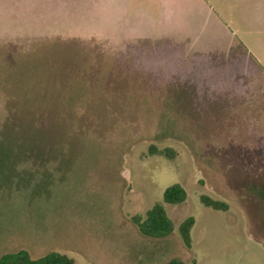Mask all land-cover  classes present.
I'll list each match as a JSON object with an SVG mask.
<instances>
[{
    "label": "rangeland",
    "instance_id": "obj_1",
    "mask_svg": "<svg viewBox=\"0 0 264 264\" xmlns=\"http://www.w3.org/2000/svg\"><path fill=\"white\" fill-rule=\"evenodd\" d=\"M189 3L168 21L162 0H0V257L264 264V167L243 162L264 158V0L230 5L228 38ZM156 203L164 239L131 222Z\"/></svg>",
    "mask_w": 264,
    "mask_h": 264
},
{
    "label": "trees",
    "instance_id": "obj_2",
    "mask_svg": "<svg viewBox=\"0 0 264 264\" xmlns=\"http://www.w3.org/2000/svg\"><path fill=\"white\" fill-rule=\"evenodd\" d=\"M148 154L150 156H162L168 160L174 158V154L170 149L156 150L153 146L148 148ZM185 200L186 193L180 185H172L163 192V204L179 205L185 202ZM200 202L206 208L227 211L225 203L213 200L207 196H201ZM131 222L135 225L139 234L148 239H164L169 237L173 232V224L167 217L163 205L160 203L154 204L144 216H133ZM193 225L194 220L188 217L178 226L179 236L186 248H190V230ZM0 264H74V261L66 255L57 252H49L40 258L32 259L26 251L19 250L3 254L0 257ZM168 264H183V262L179 259H173Z\"/></svg>",
    "mask_w": 264,
    "mask_h": 264
},
{
    "label": "crops",
    "instance_id": "obj_3",
    "mask_svg": "<svg viewBox=\"0 0 264 264\" xmlns=\"http://www.w3.org/2000/svg\"><path fill=\"white\" fill-rule=\"evenodd\" d=\"M253 1L254 4L252 5L251 10H255V11H259L262 7V4H260V0H214V4L212 5H208L207 1L205 0H162L163 3V9L164 12L168 18V21L171 20L172 18L175 19V17L177 16H183L185 15L186 10L188 9V6L190 5L189 2H192L194 5H196V9L197 11L205 16L211 23L212 25L215 27V29L224 37L228 38L229 36H231L233 33H231V17L232 15L229 14V10H230V5L232 4H237L239 5V3L241 2H250ZM163 12V13H164ZM146 38H149V36H145ZM157 37H161V39L164 38H173V39H177V40H188L190 42V37H186L185 35H162V36H157ZM158 39V38H157ZM192 45V44H191ZM188 46V45H187ZM190 47L180 49L178 51V53L183 54L184 58L186 59L188 56H191L192 58L195 57V54H198L197 52H195L193 49H189ZM218 55L214 52V57ZM217 57V56H216ZM229 57V56H228ZM222 56H219V59H221ZM190 59V58H189ZM223 59L225 60L226 57L224 56ZM221 61H224V60ZM199 60V59H198ZM218 61V60H217ZM220 62V61H219ZM229 63V62H228ZM236 96L235 94H229V103H233V102H239V98ZM248 97V96H247ZM256 98V97H254ZM249 99V97H248ZM245 101V100H244ZM232 107L231 104H229V111L230 108ZM238 112H240L239 109H237ZM244 113H242V117H247L246 114V110H243ZM230 115V113H229ZM231 160H229V166L233 163H230ZM245 165H254V166H261L263 165L264 167V158H257V159H245L244 161ZM252 162V163H251ZM264 169V168H263Z\"/></svg>",
    "mask_w": 264,
    "mask_h": 264
}]
</instances>
